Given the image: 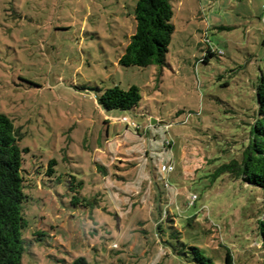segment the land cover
Returning <instances> with one entry per match:
<instances>
[{"label":"rangeland","instance_id":"obj_1","mask_svg":"<svg viewBox=\"0 0 264 264\" xmlns=\"http://www.w3.org/2000/svg\"><path fill=\"white\" fill-rule=\"evenodd\" d=\"M169 1L166 63L141 68L118 63L137 0H0V113L25 150L21 264H197L191 248L264 264L262 191L217 172L256 116L264 0ZM114 86L136 87L138 106L104 111Z\"/></svg>","mask_w":264,"mask_h":264},{"label":"trees","instance_id":"obj_2","mask_svg":"<svg viewBox=\"0 0 264 264\" xmlns=\"http://www.w3.org/2000/svg\"><path fill=\"white\" fill-rule=\"evenodd\" d=\"M135 33L129 38L124 53L119 58L122 67L164 66L168 47L174 33L173 11L169 0H137L133 13ZM256 116L251 125L248 144L240 160H232L221 166L218 174H231L242 183L258 188L263 193L264 205V77L255 88ZM141 100L136 87L121 90L105 89L97 98L104 111H131ZM19 137L9 117L0 113V264H21L24 253L22 232L27 227L23 205L27 196L23 192L21 176L22 150ZM257 233L264 246V218L257 221ZM197 264H215L197 248ZM88 264L84 257H76L70 263ZM222 264H233L229 252Z\"/></svg>","mask_w":264,"mask_h":264},{"label":"built area","instance_id":"obj_3","mask_svg":"<svg viewBox=\"0 0 264 264\" xmlns=\"http://www.w3.org/2000/svg\"><path fill=\"white\" fill-rule=\"evenodd\" d=\"M173 170V167L172 166H162L161 167V171H163V172H170V171H172ZM194 199H196V197L195 196H192V198H191V200H194Z\"/></svg>","mask_w":264,"mask_h":264}]
</instances>
